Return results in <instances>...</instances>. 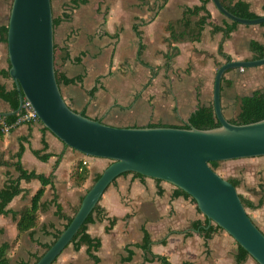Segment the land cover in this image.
<instances>
[{"label": "crops", "instance_id": "0c3cea01", "mask_svg": "<svg viewBox=\"0 0 264 264\" xmlns=\"http://www.w3.org/2000/svg\"><path fill=\"white\" fill-rule=\"evenodd\" d=\"M57 1L62 8L61 15L64 4L71 0ZM246 1L250 3L252 11L264 14V0ZM200 4L201 0H87L75 8L71 19L55 27V43L65 48L70 55L69 60H60L61 70L68 77L82 76L78 81L61 86L66 101L75 110L85 111L88 116L101 119L115 107L123 83L128 82L129 78L130 82L137 81L140 78L137 72L141 70V77L148 85L144 93L150 94H147V100L154 104L153 96L160 95L161 100H167L173 107V113L156 114L157 119L187 120L198 103L213 100L218 64L227 61L219 53L221 43L223 51L235 60L252 58L251 40L264 45V26L260 24H239L227 38H224L222 31L214 32L213 26H222L226 18L212 1L207 3L211 18L199 39L188 34L180 40L174 39L172 29L179 32L185 28L182 23L184 11ZM197 19V16L190 17L192 23ZM74 58H79V61L75 62ZM143 61L148 65H144ZM8 65V51L0 41V69L8 68ZM128 68L137 70L129 71ZM261 78H264V66L244 68L243 71L238 68L228 70L224 74L225 83H233L223 86V110L231 103V99H235V88L242 89ZM0 81L8 89L15 85L11 77H0ZM156 84L160 85L155 89ZM94 88L96 91L91 94ZM9 110L8 103L0 99V112ZM102 110L104 112L98 116L94 113ZM103 122L113 124L106 120ZM44 127L38 120L19 124L8 134H0V157L3 160L10 161L23 144V168L46 175L53 174V183L46 187L42 197L48 206L40 212V224L33 233L26 231L19 235L16 245L8 252L6 264H20L21 261L33 263V256L44 251L37 241L51 242V232L62 229L66 223L65 219L56 215L54 199H57L64 213L73 215L96 175L110 163L105 158L81 154ZM33 150L52 155L44 161ZM258 157V161L264 165V156ZM86 158L90 173L86 181L78 185L71 173L77 161ZM238 169L246 179L243 191L238 189L239 193L255 204L261 197L264 200V187L263 192L260 189V184L264 182V170L258 168L257 182H251V173L255 169L244 171L242 166ZM18 176L15 167L0 163V188L5 186L9 178ZM20 186L22 192L8 204L11 211H19L30 205L40 182L37 179H22ZM175 191L174 185L163 180L139 177L133 173L118 176L100 199L102 212L95 213L93 222L88 224V233L101 240L100 247L94 251L99 260L94 262L87 246L83 245L76 251L70 244L52 264H162L157 259L148 260L152 254L166 256L171 264H258L251 256L238 261L237 243L222 228H215L209 236L194 228L192 223L203 221L206 216L190 197ZM248 211L264 232V201L259 207ZM113 218L115 222L111 225ZM0 229V246L17 237V221L12 213L0 214ZM144 230L151 235L149 251L142 246Z\"/></svg>", "mask_w": 264, "mask_h": 264}, {"label": "water", "instance_id": "95a60500", "mask_svg": "<svg viewBox=\"0 0 264 264\" xmlns=\"http://www.w3.org/2000/svg\"><path fill=\"white\" fill-rule=\"evenodd\" d=\"M228 20L244 25L264 23V14L245 18L211 0ZM9 74L19 105L0 116L17 114L24 100L39 121L67 146L110 163L85 193L74 217L35 264H52L66 249L106 189L125 172L171 183L196 201L199 210L230 234L258 263L264 264V232L251 218L238 187L210 162L264 156V118L234 123L221 100L222 80L230 69L264 64L257 59L226 61L216 70L213 107L220 125L209 128L173 125L118 126L94 119L70 106L56 78L52 0H12L7 30Z\"/></svg>", "mask_w": 264, "mask_h": 264}, {"label": "trees", "instance_id": "16d2710c", "mask_svg": "<svg viewBox=\"0 0 264 264\" xmlns=\"http://www.w3.org/2000/svg\"><path fill=\"white\" fill-rule=\"evenodd\" d=\"M211 0H201L200 5H195L192 8H187L184 11V16L182 19V23L184 24V30L176 32V30L172 29L173 38L176 40H180L183 37L188 34L194 39H199L198 37L201 34V31L205 27V25L209 22V19L211 18V13L207 8V3ZM221 3L232 13L245 17V18H256L259 16L256 12L251 10L250 3L246 0H220ZM87 0H71L70 3L64 4V11L61 15L55 16L54 15V26L56 27L64 20L71 19L72 11L79 7L81 4L86 3ZM197 16L198 19L192 23L190 20V17ZM239 23L236 21H230L228 19H225L222 26L214 25L213 31H222L224 34V38H227L230 36L232 31H234L238 27ZM261 26H264V23L260 24ZM7 30H8V24H2L0 26V41H2L7 48ZM250 50L254 53L251 59H257L264 56V45L256 40L250 41ZM219 53L223 55L227 61L232 60V56L225 53L223 51V44L221 43L219 48ZM174 56V55H171ZM57 58L60 59L62 62L67 61L70 59L69 53L66 51L65 48L60 47L57 43H55V69H56V78L57 82L60 85L63 84H69L73 83L75 81H78L82 78L80 77H68L64 71H62L58 65H57ZM9 61V59H8ZM74 61H79V58H74ZM144 65H148L144 61L142 62ZM221 65L220 63L218 64ZM9 67L10 63L8 65V68L0 69V77L3 78H10L9 74ZM167 69L170 70L169 66ZM232 81H228L225 83V79L223 77L222 80V89L225 86H231ZM224 86V87H223ZM96 91V88H94L91 91V94H93ZM0 99L7 102L11 110H15L18 108L19 105V96L18 91L15 87V85L8 89L7 86L0 81ZM237 110L235 109V113L232 117H227L229 121L234 123H248L252 121H257L259 119L264 118V89H256L253 90L251 93L243 94V95H237L235 96V102L234 106H237ZM83 114H86L85 111H82ZM87 115V114H86ZM17 114H11L8 116H5V119L8 122H14L17 119ZM103 121L102 119H99ZM161 125V123H153L150 122L147 126H156ZM220 125V121L218 120L214 107H213V100H211L209 103H198L197 107L194 109V111L190 114V116L187 119V122L182 125L181 127H190L195 126L198 128H209ZM119 126V125H118ZM137 126V125H134ZM173 126H180L178 124H175ZM47 129L46 127H44ZM46 148V146H45ZM24 145L22 144L19 148V150L11 156L10 161H5L0 157V163L13 166L16 168V170L19 172V176L17 178H9L6 182L5 186L3 188H0V214H9L12 213V215L15 217L17 221V229H18V235L12 242H5L0 246V264H6L8 262V252L10 249H12L19 238V235L23 232L30 231L31 233L34 232V230L38 227L40 224V212L47 208L48 204L44 203L42 201L43 194L45 192V189L48 185H51L53 183V174H43V173H37L36 171H28L23 168L21 163V157L24 152ZM34 154L40 158L41 160L46 161L50 158L52 153L42 152V150H33ZM221 164V161H212L210 162V165L217 169L219 165ZM90 173V169L88 168V165L83 163V160H78L77 163L74 166V169L71 173V177L74 180V182L78 185H81L86 181ZM133 173L136 176L139 177H145L144 175H141L137 172H125L124 174ZM101 173L97 174L94 178V182L99 178ZM24 179L25 181H30L32 179H37L40 182V186L38 190L33 194L30 205L22 207L19 211H11L8 209V204L10 201L18 194L22 192V188L20 186L21 180ZM236 187H239L241 184V178L239 177H230L228 178ZM157 181H161L160 179H156ZM93 182V183H94ZM264 182L260 184L261 192H263ZM177 194H183L186 197H190L191 200L196 203L195 199L185 192L184 190L176 187ZM242 202L244 203L245 207L247 209H254L259 207L263 204V198L259 200L257 204H255L250 198L244 196L243 194H240ZM57 206L56 215L60 218H63L66 220V223L62 229H55L52 233L53 240L51 242H39L37 243L43 248V252L41 254H35L33 257L35 261L33 263L31 262H24L21 261L20 264H35V262L42 256V254L55 242V240L61 235V233L64 231V229L68 226L72 218L74 217L75 213L77 212L78 207L74 209V214L69 215L62 211L61 206L58 204L57 199L55 198L54 201ZM102 207L98 203L93 211L89 214L85 222L82 224L78 232L74 235L73 239L69 243L71 244L74 250H79L83 245L87 246L88 253L90 257L94 260V262H97L99 260V257L94 254V251H96L100 245L101 240L97 237H92L91 234L88 233V224L93 222L94 220V214L95 213H101ZM115 222V218L111 219V225ZM192 226L194 228H197L200 230V232L204 233L206 236H209L210 232L213 231L215 228H220L217 224H213L210 220L206 217L203 221L202 220H196L192 223ZM51 227H53L51 225ZM2 232V229H0V234ZM47 233H50L48 230H46ZM166 240H163L165 242ZM151 242V235L147 230H144V240L142 246L146 248V250L149 251V245ZM238 254H237V260L242 261L249 257L250 255L248 252L238 243ZM68 245V246H69ZM148 260H159L162 264H171L170 261H168L166 256L162 255H155L152 254V256H148Z\"/></svg>", "mask_w": 264, "mask_h": 264}, {"label": "rangeland", "instance_id": "374dc122", "mask_svg": "<svg viewBox=\"0 0 264 264\" xmlns=\"http://www.w3.org/2000/svg\"><path fill=\"white\" fill-rule=\"evenodd\" d=\"M11 4H12V0H0V25L8 24ZM61 9L62 8L60 7V4L58 3V1L53 0V13L55 16L60 14ZM57 65L60 68V59L58 58H57ZM260 66H264V64ZM256 67H259V66H256ZM250 68H254V67H250ZM127 70H129V68ZM135 70L137 69H134L132 71H135ZM137 74H140V78L134 83L130 82V78L128 79V82L123 83L122 90L119 89L120 91L118 92V98L116 99L117 103L114 105L115 107L111 108L108 115L105 114L104 116H102L101 118L102 120L112 122L114 125L126 126L130 124H143V123L148 122L149 120L158 122L160 120L157 119L156 114L173 113L172 105L168 104L167 100H161L160 95L153 96V100H155L156 102L154 104H152L151 101L147 100L148 97L146 96L148 95L150 96V94L146 92L144 93V91L146 90L148 85L147 83H145V81H143L145 79L141 77V75H143V72H141V70H138ZM119 76L121 75L119 74ZM159 85L160 84H156L155 89L159 87ZM256 89H264V78L258 79L257 82L252 83L251 85L249 84L242 89L235 88V92L237 96V95H243L246 93H251L253 90H256ZM141 100H143L144 102H142ZM234 102H235V99H231V103L228 104L224 109V112L227 117H232L235 113L234 112L235 109L237 110L238 104L237 106H234ZM102 112L104 111L103 110L94 111V113H96L97 116L98 114H102ZM165 121L172 122V123H179V124L183 123L180 120H177V119L174 120L173 118L171 120H165ZM258 160H260V157L258 158L250 157V158H243V159L221 161V164L216 170L226 178H230L234 176L241 178L243 182L239 185L238 189L242 192L243 191L242 186L244 185V183H246V179L244 177V174L240 172L238 167L242 166L243 168H245L244 171H252L255 169L251 173L252 174L251 182H257L256 176L258 175L256 171L258 170V168L264 170V165L260 163V161ZM253 174L255 175L253 176Z\"/></svg>", "mask_w": 264, "mask_h": 264}, {"label": "built area", "instance_id": "2783aa9c", "mask_svg": "<svg viewBox=\"0 0 264 264\" xmlns=\"http://www.w3.org/2000/svg\"><path fill=\"white\" fill-rule=\"evenodd\" d=\"M241 71L244 68H240ZM18 117L14 122H8L5 119V116H0V134H8L15 126L23 123L38 121L39 118L32 108L31 103L27 100H24L22 110L17 113ZM84 164H88V159L83 160Z\"/></svg>", "mask_w": 264, "mask_h": 264}, {"label": "flooded vegetation", "instance_id": "af4514ba", "mask_svg": "<svg viewBox=\"0 0 264 264\" xmlns=\"http://www.w3.org/2000/svg\"><path fill=\"white\" fill-rule=\"evenodd\" d=\"M150 122H152V121L150 120V121H148L146 123H143V124H130V125H126V126H134V125L143 126V125H148ZM181 122H183V123H180V124L179 123H171V122L162 120V121L153 122V123H161V125H175V124H178V125L182 126V125H184L187 122V120H182Z\"/></svg>", "mask_w": 264, "mask_h": 264}]
</instances>
